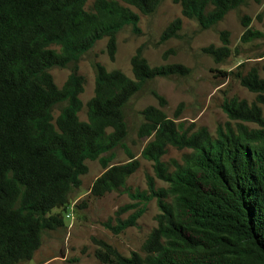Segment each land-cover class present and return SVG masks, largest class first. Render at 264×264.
I'll use <instances>...</instances> for the list:
<instances>
[{"label":"trees","instance_id":"trees-1","mask_svg":"<svg viewBox=\"0 0 264 264\" xmlns=\"http://www.w3.org/2000/svg\"><path fill=\"white\" fill-rule=\"evenodd\" d=\"M85 1L0 0V264L31 260L42 236L63 227L62 217L51 212L69 203L81 184L79 177L87 172L86 159L99 158L104 169L91 185V196L124 188L139 167L123 143L130 99L147 81L189 74L180 64L149 66L143 46L130 58L133 79L92 62L94 95L86 103L87 120L80 121L84 78L78 74L79 57L107 38V54L113 60L117 31L138 19L131 7L151 15L164 0H95L90 11ZM173 1L182 17L204 30L248 0ZM249 22L241 18L242 43L262 36ZM180 30L181 19L176 18L161 40L178 37ZM220 40L219 47L201 49L215 63L231 54L227 32ZM52 67L70 70L61 88L52 79ZM234 76L256 95L255 101L224 100L222 109L233 124L218 127L214 136L204 127L184 128L155 106L139 112L143 122L138 137L152 136L141 155L152 162L154 177L147 176L145 191L130 196L156 198V226L142 253L128 257L92 238L100 263L264 264V67L262 75L253 67ZM151 94L159 106L165 104L156 91ZM59 104L54 118L52 111ZM116 146L123 147L130 160L109 166ZM169 146L188 151L180 163L172 162V171L161 160ZM155 178L168 186L156 188ZM136 207L118 208L115 224L110 219L104 226L118 234L134 225L138 211L124 220L120 215Z\"/></svg>","mask_w":264,"mask_h":264},{"label":"rangeland","instance_id":"rangeland-1","mask_svg":"<svg viewBox=\"0 0 264 264\" xmlns=\"http://www.w3.org/2000/svg\"><path fill=\"white\" fill-rule=\"evenodd\" d=\"M95 0H86L84 8L92 10ZM119 1V0H115ZM138 19L135 23L122 26L116 33V52L110 60L106 50L107 38L95 42L91 49L82 54L78 61V74L84 78L83 92L79 95L82 102L78 113L80 121H86V103L94 95L95 74L92 62L100 63L107 71L119 70L133 79L130 58L139 46H143V56L149 66L180 64L189 69L186 76L173 75L158 77L145 82L140 90L130 99L125 108L127 135L123 141L134 160L139 162L138 169L126 180L120 191L109 192L102 197L90 195L94 180L104 169L99 158L86 159L87 172L81 175V184L70 195L69 203L62 208L52 210L51 214H59L64 225L42 236V243L29 261L17 264H102L94 256L96 245L92 238L102 240L111 245L122 256L128 257L132 252H141V246L150 231L156 226L159 213L157 200L154 197L132 199L130 194L147 189V176L154 177L153 164L145 160L141 153L152 136L139 138L137 129L143 122L139 112L147 106L161 109L168 118L182 123L184 128L193 130L204 127L211 135H215L218 127L226 123L233 124L222 109L224 100L237 98L248 103L255 101V94L249 92L235 78V73L245 74L255 67L262 75L264 67V0L258 2L248 0L245 5L230 10L222 20L202 30L198 24L182 17L180 5L173 0H164L151 15H144L132 8ZM242 17L250 19L249 28L259 31L262 36L249 43H242L240 37L245 31L241 23ZM176 18L181 19V30L178 37L161 40L166 27ZM227 32L228 48L231 51L222 63H215L212 58L201 52L209 45L221 46L220 34ZM56 50L59 48L54 46ZM55 85L61 88L70 75L68 68L52 67L49 70ZM234 73V74H232ZM163 97L165 104L159 106L151 91ZM62 104L57 105L53 117L59 114ZM250 127L255 125L247 124ZM113 159L109 166L124 164L130 159L123 147L112 149ZM187 150L168 147L161 160L173 170L172 162H181ZM102 154L100 157H105ZM156 188L168 185L158 179ZM148 195V194H147ZM136 204L137 207L120 215L122 220L132 213L138 216L135 223L113 234L104 224L111 219L115 224V212L118 208Z\"/></svg>","mask_w":264,"mask_h":264}]
</instances>
